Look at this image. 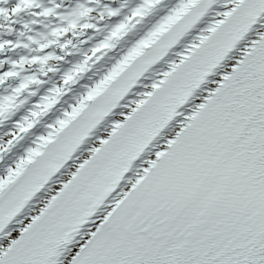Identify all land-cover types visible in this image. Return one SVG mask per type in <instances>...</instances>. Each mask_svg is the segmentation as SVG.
Masks as SVG:
<instances>
[{"label":"snow or ice","instance_id":"obj_1","mask_svg":"<svg viewBox=\"0 0 264 264\" xmlns=\"http://www.w3.org/2000/svg\"><path fill=\"white\" fill-rule=\"evenodd\" d=\"M262 18L0 0V264H264Z\"/></svg>","mask_w":264,"mask_h":264},{"label":"bare ground","instance_id":"obj_2","mask_svg":"<svg viewBox=\"0 0 264 264\" xmlns=\"http://www.w3.org/2000/svg\"><path fill=\"white\" fill-rule=\"evenodd\" d=\"M261 23H264V20H262ZM258 27H259V26H257L256 28H258ZM243 47H244L243 44H242L241 46H238V48L241 49V50L243 49ZM237 54H238V53H237ZM227 63H231V61H229V62H227ZM221 71H223V69H221ZM213 79H215V77L210 78L209 83H207V84H206L205 86H203L202 88H208V89L214 88L215 85H213V84L211 83V81H212ZM145 83H148V81H145ZM199 102H200L199 100L195 101V103H199ZM122 103H123V102H122ZM115 111L119 112L120 110L117 109V110H115ZM117 118L122 119V117H109L108 120H109V121H112V120L117 119ZM46 120H47V118H46ZM181 120H182V117H177V118H175V119L171 122V124H170V126H169L170 129H174V130L178 131V130H179V123H180ZM101 127H103V125H102ZM5 130H6V129H0V135H2L3 132H4ZM36 131H37V134L42 133V132L44 131L43 124L39 125ZM165 131L168 132L169 130L166 129ZM103 135L106 136V132L103 133ZM32 138L34 139V137H32ZM97 143H98V142H97ZM28 144H29V145L31 144V140H28ZM88 147H89V145L86 143L85 145L82 146V149H87ZM88 155H90V153H89V152H85V157H87ZM146 156H147V154H145V157H142V158H147ZM151 158H152V157H151ZM137 163H139V161H138ZM145 166H146V165H145ZM71 170L74 171L75 169L73 168V169H71ZM67 178H69V177L66 176L65 179H67ZM127 179H133V180H134L133 172H129V173L126 175V180H127ZM124 182H125V181H122V183H124ZM14 235H16V234H14ZM5 246H6V242H5Z\"/></svg>","mask_w":264,"mask_h":264}]
</instances>
